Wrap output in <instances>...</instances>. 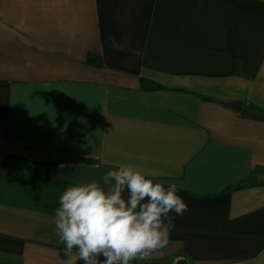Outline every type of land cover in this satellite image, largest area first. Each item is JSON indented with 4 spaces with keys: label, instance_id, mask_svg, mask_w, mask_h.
Here are the masks:
<instances>
[{
    "label": "crops",
    "instance_id": "crops-1",
    "mask_svg": "<svg viewBox=\"0 0 264 264\" xmlns=\"http://www.w3.org/2000/svg\"><path fill=\"white\" fill-rule=\"evenodd\" d=\"M1 155L176 183L133 264H264V0H0ZM72 186L0 167V264H83L53 223Z\"/></svg>",
    "mask_w": 264,
    "mask_h": 264
},
{
    "label": "clouds",
    "instance_id": "clouds-1",
    "mask_svg": "<svg viewBox=\"0 0 264 264\" xmlns=\"http://www.w3.org/2000/svg\"><path fill=\"white\" fill-rule=\"evenodd\" d=\"M177 192L176 183L165 187L133 166L110 168L101 180L76 184L60 196L53 216L58 242L67 256L76 249L74 258L83 264L144 260L168 245L170 213L188 210Z\"/></svg>",
    "mask_w": 264,
    "mask_h": 264
},
{
    "label": "water",
    "instance_id": "water-1",
    "mask_svg": "<svg viewBox=\"0 0 264 264\" xmlns=\"http://www.w3.org/2000/svg\"><path fill=\"white\" fill-rule=\"evenodd\" d=\"M229 108L234 109L235 111H241L243 105L240 103H227L224 104ZM114 168V167H113ZM117 169V168H116ZM110 170V167L105 166H71V167H64V166H57L55 168L49 169L47 175L49 178L54 180H59L61 182L67 183L69 185H76V184H86L92 180H101L103 174ZM115 181H113V184ZM102 187H105L107 190V186L103 185L101 181ZM176 264H190L188 261L180 260L177 261Z\"/></svg>",
    "mask_w": 264,
    "mask_h": 264
},
{
    "label": "trees",
    "instance_id": "trees-1",
    "mask_svg": "<svg viewBox=\"0 0 264 264\" xmlns=\"http://www.w3.org/2000/svg\"><path fill=\"white\" fill-rule=\"evenodd\" d=\"M143 90L147 92H152V91H164L165 88L162 87L161 85L154 83V82H149V81H143ZM250 110L254 111H260L256 107H250L247 108L243 113L249 112ZM4 166L10 169L14 170H20L27 172L29 174H32L36 178H49L47 173L49 169L57 167L55 164H38L32 161H26L23 160L19 157H13L9 155H1L0 156V167ZM87 166H93L96 167L98 165L92 164V163H87ZM50 179V178H49ZM242 188L240 186L238 189ZM61 255L63 258H66L67 255H65L64 249L60 251ZM130 264H133V261L130 262Z\"/></svg>",
    "mask_w": 264,
    "mask_h": 264
},
{
    "label": "rangeland",
    "instance_id": "rangeland-1",
    "mask_svg": "<svg viewBox=\"0 0 264 264\" xmlns=\"http://www.w3.org/2000/svg\"><path fill=\"white\" fill-rule=\"evenodd\" d=\"M141 264H162V263H155L151 261H145V262H140Z\"/></svg>",
    "mask_w": 264,
    "mask_h": 264
}]
</instances>
